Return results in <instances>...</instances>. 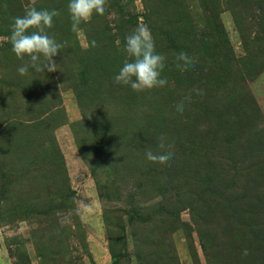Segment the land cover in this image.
<instances>
[{
	"label": "rangeland",
	"instance_id": "1",
	"mask_svg": "<svg viewBox=\"0 0 264 264\" xmlns=\"http://www.w3.org/2000/svg\"><path fill=\"white\" fill-rule=\"evenodd\" d=\"M32 3L0 0V264H264V0H107L104 15L94 13L80 32L71 30L69 0H34L37 10L60 13L54 17L56 28L47 32L63 45L59 51L67 52V61L63 67L56 63L55 72L29 68L21 76L22 63L16 56L6 59L3 43L11 34L12 16H23ZM141 24L153 38L169 33L165 46L174 63L185 49L205 67L210 83L220 77L214 99L222 97L228 115L219 118L217 130L234 129L236 108L226 100L227 92H239L237 109L246 128L238 129L227 150L217 146L219 137L214 140L215 130L209 129L190 144L195 147L190 163L160 169L146 160L121 185L101 167L102 154L89 152L107 141L105 120L122 132L113 141L117 146L138 129L142 112L158 106L137 97L142 105L132 107L134 121L127 122L120 93L129 86L115 83L111 91L99 76L93 87L85 62L93 65L91 59L106 57L105 65L120 70L126 53L118 29L124 25L127 36ZM40 85L49 87L47 93L36 92ZM29 87L35 96L24 93ZM32 101L34 119L27 116L33 112L26 113ZM39 109L43 114L37 119ZM193 109L187 104L181 114L168 105L159 114H179L178 132L191 140L193 123L185 113ZM21 125L30 133L28 142L18 138ZM195 162L217 174L208 196L202 194L198 179L204 176L194 172ZM133 189L137 203L127 200ZM167 212L177 214L179 226L173 229L162 219ZM161 225L165 231L160 232Z\"/></svg>",
	"mask_w": 264,
	"mask_h": 264
},
{
	"label": "trees",
	"instance_id": "2",
	"mask_svg": "<svg viewBox=\"0 0 264 264\" xmlns=\"http://www.w3.org/2000/svg\"><path fill=\"white\" fill-rule=\"evenodd\" d=\"M17 16H19V14H15L12 16V20L10 21L11 22L10 24H12L13 18ZM55 22H56V18H53V26H55L56 28ZM123 28H124V25L121 27V29ZM121 29H118L120 44L122 45V47L124 46L125 48L126 46L125 38H126L127 33H124V31H122ZM160 35L166 36V38L164 37L163 39L162 36ZM160 35L159 37L154 36L155 37L154 41L156 44V51L167 57L166 62H165V69H164L166 73H164L163 71L162 74L163 76L166 75V78H168V82H169L168 84H170L171 87L164 86L163 88H159L158 90L155 88L154 90H152L153 91L152 93L146 90V91L140 92V95H137V94H134L135 91H131L130 93H125V91L132 90L129 86L127 88H123L122 93H120V97H121L120 99L122 100L121 108H123L122 110L123 118L127 122L134 121L133 114L136 113V111H134L132 107L138 110V106L142 105L140 102L136 103L135 100L137 97H140L141 100L146 99L147 101H151V104H155L156 106H158V110L157 111L147 110V111L142 112L141 117H139L140 119L139 120L137 119V121L135 122V126L138 127V129H131L130 133L128 134V138H126V140L124 141V144L117 143V146H114L113 141H115L117 138L120 139L119 135L122 132H120L121 131L120 129H114L115 127H117V125H114V123L111 120H105L104 127H103L105 131L103 134L107 135V141H105L104 146L108 150L103 149L104 147L103 146L102 148L99 147L97 151L89 152V154H99V155L102 154L100 155L101 167L112 171V173L117 176L116 181L120 183L121 185L124 183V180L125 181L127 180L128 175L131 177L132 174H134L137 170H139L138 165L140 166L143 161L147 160L145 157V152L147 150H152L154 152L155 150L159 149L158 147L159 138L161 136L166 137L168 144L172 146L171 151H173L176 157L174 159V156H173L168 161L172 165H167V166H164L165 164L159 165L156 162H150V161L148 162L149 164H152V163L156 164L157 168L164 169L166 167V169L167 168L169 169V168H173L174 165H177V164L183 166L184 164H186V162L190 163V159L192 158L191 155H193L195 151L193 149L195 147L190 144L194 142L196 138L204 137V133L206 131H209V129L215 130V132L212 133L215 135L214 140H216L219 137V141H215L218 143L217 146H221L223 147L222 148L223 150H227L233 146L234 140L237 137L236 136L237 133L238 134L240 133L238 129L243 130L244 128H246L242 126L240 122L241 120L239 118V110L237 109L241 105L240 96L238 94L239 92H236L233 94L231 92H227L225 94L226 100L228 102L233 103L234 107L236 108V112L232 111V114L234 116L232 127L234 129L231 127L233 129L231 131L229 129L227 130V129L218 127V129L220 130L222 129L223 131L217 130L215 126L216 125L220 126V123H222V121H218L220 120L219 118L221 116L226 118L228 115V111L223 106L222 97H220V99L218 98L214 99L215 93L218 92L217 88L221 84L218 82L220 81V77L214 79V81H211L210 83L209 77L207 76V70L205 69L203 65H199L198 64L199 62L196 63L194 68L189 69L188 71L182 72L179 69H177L176 66H174L175 63L171 59L173 58V56H171L170 53L167 55L168 47L165 46L166 45L165 41L170 39L169 41L171 42V37L169 36V33H166V32H161ZM6 36L9 37L8 34H6ZM8 46H10L11 48V44L9 42L6 41L3 43L4 49L7 48V50H5L7 52V55L8 53L9 55H11V57L7 55H5V57L9 61H12L15 55L14 53H12V50ZM171 49L174 50L173 48ZM183 51L189 54V52L185 51V49ZM65 54H67V52L59 51V55H58L59 59H57L55 62V63H58L59 67H63V65L67 61L66 59L67 57ZM105 58L106 57H104L103 59H100L99 57V58L91 59L93 61V65H90L88 62H85L87 64L85 65H86V68L89 69V73H90L89 80L93 87H98L99 80L102 77L103 83L105 82L106 84H108L110 86V87L108 86L109 90L112 91L113 90L112 88L115 86L114 76L118 74L119 70L112 68L111 66L109 67L108 65H105L104 63ZM117 58H121V56H117ZM19 62L22 63V61H19ZM168 64H169V68H168ZM99 76L101 77L99 78ZM96 81L97 83H95ZM13 84H18V83L13 82ZM43 86L45 85H40L37 88L36 92L38 94H43V92L47 93V91L49 90V87L47 86L43 87ZM9 88H7V90H9ZM193 89H201L203 90L204 94L202 96L196 95L194 92H192ZM23 91L26 95L31 94L30 97L35 96V88L33 87L24 88ZM190 92L192 93L191 102L185 101V97ZM26 95L24 96L26 97ZM152 97H154V99ZM25 101H28V99H26ZM181 101H185L184 110L187 104H191V105L194 104L193 111L185 113L186 119L187 120L190 119L193 123V126H192L193 132L190 134V136L192 137L191 140L182 136L178 132V127L183 124V121L181 119L179 120L180 118L179 114L175 113L173 116L166 115L164 116V118L162 115L159 114L160 108L164 109V107H167L168 105L176 108L175 106L177 105V103ZM220 101H222V103L220 104L219 107H217V104ZM42 102H43L42 100L39 101L40 104ZM152 102H157V103H152ZM31 105H32V108H29V105H26V108H27V109L25 108L26 113L28 111L33 112L35 110V102H33ZM240 113L243 114V112H240ZM40 114L41 115L43 114L41 109H39V115L36 116L37 119L38 117H40ZM27 116L30 117L31 119H34L35 117L33 116H35V113L33 112L32 115H27ZM167 120L169 124L166 123ZM228 122L231 123L230 118ZM196 125L199 126V129L196 128ZM25 126L26 125H21L22 129L19 131V135H18L19 136L18 138L22 141V143L23 141L28 142V139H25V138L28 135H30L29 131L27 130ZM195 129L197 133H195L194 131ZM180 135L182 136V140H181ZM183 144H185L187 150H185V147H182ZM236 145H238L236 148L240 147L239 144H235V146ZM101 150H103V152ZM186 151L188 155L184 154ZM194 164H196L195 168L193 169L195 170L194 172L195 173L201 172L200 174L204 176L203 178L198 179L200 184H203L205 188V191L202 194L203 196H208L210 193V189L211 191H213L216 188V186H214L215 187L214 188L210 185L212 184L213 180H216L217 174H215L214 171L212 174V172L209 171L208 169L205 170L204 168H207L206 164H203L201 162H197V163L195 162ZM150 172L151 170L148 171V173ZM133 187L135 188L136 186L133 185ZM136 194H137V191L135 189L130 190V193H127L126 195L128 202L129 201L130 202L134 201L135 203L139 202L137 201V199L136 200L132 199L133 196H135ZM217 195H225V191L218 190ZM192 207L193 205H191V210H192ZM174 213L175 212L173 213L167 212L164 218L162 217L164 221L166 220L169 222V224H171V227L173 229L179 226L177 214H174ZM195 216H196V213L191 211V217H193L194 219ZM161 227L162 225L159 226V228ZM163 230L165 231L166 227H162L160 229V232H162ZM262 236H264V231H263ZM141 261L145 262V260L143 259H141Z\"/></svg>",
	"mask_w": 264,
	"mask_h": 264
},
{
	"label": "clouds",
	"instance_id": "3",
	"mask_svg": "<svg viewBox=\"0 0 264 264\" xmlns=\"http://www.w3.org/2000/svg\"><path fill=\"white\" fill-rule=\"evenodd\" d=\"M107 0H69L67 10L71 20V30L80 32V25L91 21L93 14L104 15ZM57 10H37L34 7V0L31 5H25L23 16L13 18L11 24V34L6 38L11 44V50L16 58L22 61L17 71L19 75L28 74L29 68L36 72H55L57 64L54 57L63 47L54 38L48 35L47 30L53 26V18L59 16ZM34 29V31H29ZM126 59L118 74L114 76V82L118 85L130 86L135 92H143L155 88H163L168 84V80L162 77L165 69L167 57L156 51V44L151 30L146 24L137 26L125 38ZM92 46L96 42L92 41ZM175 66L180 71H188L195 67L198 62L196 57L181 51L174 57ZM196 95H203V90L193 89ZM192 93L190 92L185 101L191 102ZM185 101L178 102L177 112L183 113ZM159 151L147 150L145 157L150 162L165 164L174 155L171 145L167 143L164 136L159 138ZM247 249L243 250L242 255H249Z\"/></svg>",
	"mask_w": 264,
	"mask_h": 264
}]
</instances>
